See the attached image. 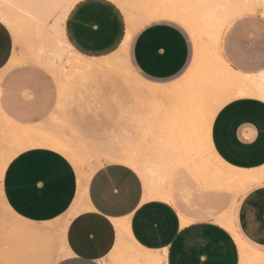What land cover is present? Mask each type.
<instances>
[{
    "label": "crops",
    "instance_id": "0c3cea01",
    "mask_svg": "<svg viewBox=\"0 0 264 264\" xmlns=\"http://www.w3.org/2000/svg\"><path fill=\"white\" fill-rule=\"evenodd\" d=\"M234 2L232 8L254 7L236 13L233 10L221 33V57L235 72L261 74L264 72V36L240 37L238 30L249 27L250 22L238 19L256 14L264 19V8L260 7L259 0L247 5ZM149 10L156 15L147 18L132 35L128 62L141 79L154 85H170L192 71L194 40L182 23L170 18V0H166L165 5L162 0H152ZM235 21L236 31L226 38L224 45V35ZM258 23L264 28V20ZM127 24L126 14L116 0H78L66 16L64 33L78 53L104 58L121 48ZM11 31L0 20V80L17 65L10 66L16 51L15 35ZM245 39L246 42H242ZM46 71L59 93L56 80ZM233 92L235 90L231 89L228 93ZM53 104L40 96L32 105L15 91L14 84H0V114L13 127H22L19 130L42 125L46 130L53 128L60 114L57 110L47 112ZM133 104L127 123L115 134H125L124 130L131 125L132 113L139 111L136 102ZM32 107L38 110L37 115L32 114ZM72 117L70 121L76 122ZM6 142L5 148L13 150L10 141ZM211 145L215 154L228 165L259 176L237 197L236 204H239L234 208L233 224L243 241L261 250L264 247V191L261 190L264 175H260L264 172V100L238 96L225 101L212 121ZM79 181L70 159L46 145L19 151L7 164L0 181L2 203L24 224L47 237L52 234L51 225L58 236L59 247L62 239L66 255L58 258V248V260L53 264H114L113 255L121 236L154 255L161 251L162 256L166 255L164 264H241L237 239L215 218L223 210L229 211L230 192L199 189L189 201L181 200L179 195L171 200L147 199L138 171L123 162H106L87 183L84 208L75 212ZM177 183L178 194L180 185ZM187 184L194 188L192 180ZM181 213L187 216L188 223H182ZM253 217L254 226H250Z\"/></svg>",
    "mask_w": 264,
    "mask_h": 264
},
{
    "label": "bare ground",
    "instance_id": "6f19581e",
    "mask_svg": "<svg viewBox=\"0 0 264 264\" xmlns=\"http://www.w3.org/2000/svg\"><path fill=\"white\" fill-rule=\"evenodd\" d=\"M77 1L0 0V20L13 31L16 42L22 44L27 39L26 58L52 74L59 87L58 106L71 97L70 91L76 85H96L99 76L106 81L105 77L114 74L131 89L139 111L132 113L131 125L124 130L125 134L110 137L106 134V138L96 139L84 135L78 117L77 123L70 121L72 113L61 114L50 130L43 125L19 130L22 127H13L0 114V137L2 134L4 138L9 137L10 140L5 141H10L13 149L0 153V181L7 164L19 151L29 146L46 145L66 155L76 167L80 185L75 212L84 208L87 183L106 162H123L138 171L147 199L171 200L179 195L181 200L189 201L199 189L230 192L229 211L223 210L215 218L237 239L241 264H264V251L243 241L233 224L234 208L239 204H236L237 197L259 176L228 165L215 154L211 145L212 121L225 101L238 96L264 100V72L249 75L233 71L222 59L219 49L222 30L232 12L251 10L254 6L247 4L252 1L256 4L258 0H237L247 5L241 8L239 5L240 11L231 7L234 0H170V18L182 23L192 35L195 61L186 77L166 86L141 79L128 62L132 35L147 18L156 15L149 10L152 0H116L127 17L126 36L121 48L104 58H90L75 52L66 39L64 21ZM162 4L165 5L166 0H162ZM20 59L15 51L10 66L18 64ZM231 89L235 92L229 94ZM189 180L193 181L194 188L187 184ZM177 182L180 185L178 194ZM181 215L182 223H188L187 216ZM160 252L154 255L121 236L112 262L164 264L166 255ZM64 255L66 249L61 239L58 258Z\"/></svg>",
    "mask_w": 264,
    "mask_h": 264
},
{
    "label": "rangeland",
    "instance_id": "374dc122",
    "mask_svg": "<svg viewBox=\"0 0 264 264\" xmlns=\"http://www.w3.org/2000/svg\"><path fill=\"white\" fill-rule=\"evenodd\" d=\"M263 20L259 14L238 19V21L250 22L249 27L238 30L239 36L242 38L264 36V28L258 23ZM235 27L236 21L226 31L224 45L226 38L235 30ZM12 34L14 36L13 32ZM242 42H246V39ZM20 43L21 41L15 42V48L21 59L15 67L2 75L1 85L4 82L14 84L15 91L32 105L40 100V96L45 102H53V107L47 112L60 111L56 120L61 114L67 116L68 113H72L73 120L76 117L79 118L87 138H106L105 133L107 137H110L121 131L128 121L129 112L134 109V104L131 89L119 78L110 74L105 77L106 81H103V76H99L96 85H76L70 91L71 97L66 98L63 105L57 106L59 93L51 82L50 74L26 58L27 39ZM73 51L77 50L73 48ZM31 112L37 115L38 110L32 107ZM2 137L3 135L0 137L1 154L9 151L4 148L8 142ZM49 228L52 234L47 237L36 228L24 224L8 205L2 203L0 189V264H53L58 260L59 239L53 227L50 225Z\"/></svg>",
    "mask_w": 264,
    "mask_h": 264
},
{
    "label": "snow or ice",
    "instance_id": "6c2138e0",
    "mask_svg": "<svg viewBox=\"0 0 264 264\" xmlns=\"http://www.w3.org/2000/svg\"><path fill=\"white\" fill-rule=\"evenodd\" d=\"M260 7L264 8V0H262ZM261 190L264 191V184H262ZM249 224H250V226H254V217L250 219ZM262 243H264V242H262ZM261 251H264V247H262Z\"/></svg>",
    "mask_w": 264,
    "mask_h": 264
}]
</instances>
